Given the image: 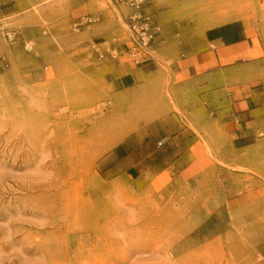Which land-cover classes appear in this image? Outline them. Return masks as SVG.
I'll list each match as a JSON object with an SVG mask.
<instances>
[{
  "label": "rangeland",
  "instance_id": "obj_1",
  "mask_svg": "<svg viewBox=\"0 0 264 264\" xmlns=\"http://www.w3.org/2000/svg\"><path fill=\"white\" fill-rule=\"evenodd\" d=\"M189 8L227 21L264 0ZM127 11L117 0H0V264L264 263V131L236 152L216 121L204 139L190 129L199 176L173 192L148 186L176 150L156 146L164 78L159 98L149 82L115 93L116 74L141 63L89 56L90 43L130 34ZM84 16L97 22L75 27ZM6 31L19 33L13 45Z\"/></svg>",
  "mask_w": 264,
  "mask_h": 264
},
{
  "label": "crops",
  "instance_id": "obj_2",
  "mask_svg": "<svg viewBox=\"0 0 264 264\" xmlns=\"http://www.w3.org/2000/svg\"><path fill=\"white\" fill-rule=\"evenodd\" d=\"M194 1L145 0L143 11L153 14L162 31L141 59L143 67L131 73L119 71L111 82L115 93L140 92L149 82L151 94L159 98L164 78L169 97L161 103L166 114L153 125L159 138L156 146L176 150L168 154L166 168L148 182L156 193L181 190L191 177L199 176L190 147L200 142L197 135L204 139V131L215 128L214 121L236 152L255 145L258 133L264 131V11L243 10L223 21L222 13L210 16L207 11L190 9ZM209 16L213 24L204 20ZM119 37L123 38L115 44L119 56L112 59L118 66L132 61L130 34ZM243 82L247 89L240 91ZM234 87H240L239 92ZM190 129L197 131L192 142L187 136Z\"/></svg>",
  "mask_w": 264,
  "mask_h": 264
},
{
  "label": "built area",
  "instance_id": "obj_3",
  "mask_svg": "<svg viewBox=\"0 0 264 264\" xmlns=\"http://www.w3.org/2000/svg\"><path fill=\"white\" fill-rule=\"evenodd\" d=\"M121 2L128 12L124 16V20L130 33V41L132 43L129 49V55L134 63H140L141 59L146 55L151 43L161 33L162 26L157 19L151 13L143 11L142 7L145 4V0H117ZM14 2V0H9ZM97 22L96 18L81 17L80 21L75 24V27H79L83 24H91ZM18 33L15 31L4 32V38L13 45L18 41ZM117 38H112L109 41H103L100 44L90 43V55H96L98 59L110 58L117 59L119 52L115 47ZM23 47L26 50L32 49V41H22ZM162 142L158 143L161 146Z\"/></svg>",
  "mask_w": 264,
  "mask_h": 264
}]
</instances>
